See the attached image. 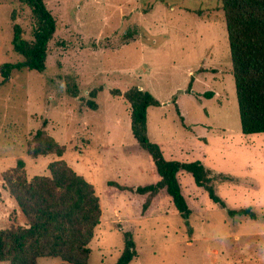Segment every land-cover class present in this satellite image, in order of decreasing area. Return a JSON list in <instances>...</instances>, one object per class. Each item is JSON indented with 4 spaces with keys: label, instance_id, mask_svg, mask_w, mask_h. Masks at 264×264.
<instances>
[{
    "label": "rangeland",
    "instance_id": "374dc122",
    "mask_svg": "<svg viewBox=\"0 0 264 264\" xmlns=\"http://www.w3.org/2000/svg\"><path fill=\"white\" fill-rule=\"evenodd\" d=\"M45 2L57 20L46 70L14 67L6 74V64L24 59L13 48V24L19 22L32 38L33 17L29 5L0 0L1 171L21 156L28 177L50 172L49 162L60 158L56 152L37 157L25 152L46 123L66 144L63 158L93 182L101 200L102 220L87 264H115L124 229L132 231L137 248L129 264H264V132H242L222 1ZM134 84L161 101L148 108V135L168 158H199L231 177L214 180L225 206L186 172L180 177L192 206L188 218L165 191L143 212L146 195L134 200L112 187V180L136 187L159 178L152 157L138 149L130 104L111 93ZM99 86L104 88L92 97L90 91ZM89 99L98 108H91ZM242 206H252L258 218L228 213ZM5 208L0 205V225ZM59 261L41 256L37 264Z\"/></svg>",
    "mask_w": 264,
    "mask_h": 264
},
{
    "label": "trees",
    "instance_id": "16d2710c",
    "mask_svg": "<svg viewBox=\"0 0 264 264\" xmlns=\"http://www.w3.org/2000/svg\"><path fill=\"white\" fill-rule=\"evenodd\" d=\"M18 1L32 9L33 37L28 38L24 27L14 22L13 48L24 59L6 64L2 70L9 74L14 67H29L43 72L47 68L49 43L57 29L56 17L45 0ZM221 1L229 35L242 132H264V0ZM12 18L16 19L15 11ZM103 88L92 89L91 96H97ZM77 90L74 87L73 96L78 95ZM111 93L122 95L130 104L132 132L140 145L137 147L152 157L159 176L156 181L136 187L112 180V187L124 190L134 200H138L137 195H146L142 203L143 212L152 206L155 195L165 191L181 215L188 218L192 206L180 177L182 172H186L213 201L226 205L216 190L214 180L216 177L223 181L231 179L228 174L215 173L199 158H168L162 144L150 139L148 108L161 104L150 90L134 84L125 90L113 87ZM207 96H212V92H207ZM88 105L98 108L94 99H89ZM176 109L183 120L184 115L177 102ZM32 142L25 151L27 155L37 157L56 152L60 158L49 162L48 174L28 177L26 162L21 156L2 172L4 188H0V203L9 199L13 204L10 205L9 223L0 225V263L37 264L41 256H54L61 259L56 264H87L92 250L89 243L95 235V228L101 223L103 212L95 185L63 158L66 144L47 130L46 123L35 130ZM228 213L252 219L259 215L252 206L231 207ZM136 256L133 233L124 229V247L115 264H129Z\"/></svg>",
    "mask_w": 264,
    "mask_h": 264
},
{
    "label": "crops",
    "instance_id": "0c3cea01",
    "mask_svg": "<svg viewBox=\"0 0 264 264\" xmlns=\"http://www.w3.org/2000/svg\"><path fill=\"white\" fill-rule=\"evenodd\" d=\"M17 160V159H16ZM4 171V170H3ZM0 172H2L1 171V169H0ZM9 200V199H8ZM10 202H11V204H7V200H4V201H2L1 202V204L0 205H5L6 206V208L3 210V217L4 218H2V224L3 225H5V224H7V223H9L8 221H9V219H10V217H9V215H10V205H12L13 204V202L11 201V200H9Z\"/></svg>",
    "mask_w": 264,
    "mask_h": 264
}]
</instances>
